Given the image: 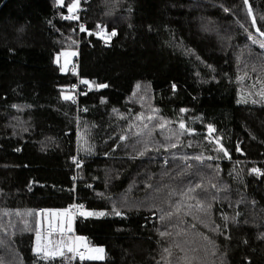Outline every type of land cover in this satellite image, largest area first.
<instances>
[{"label": "trees", "instance_id": "obj_1", "mask_svg": "<svg viewBox=\"0 0 264 264\" xmlns=\"http://www.w3.org/2000/svg\"><path fill=\"white\" fill-rule=\"evenodd\" d=\"M70 1L0 0V264H264V0Z\"/></svg>", "mask_w": 264, "mask_h": 264}, {"label": "rangeland", "instance_id": "obj_2", "mask_svg": "<svg viewBox=\"0 0 264 264\" xmlns=\"http://www.w3.org/2000/svg\"><path fill=\"white\" fill-rule=\"evenodd\" d=\"M58 4H62L64 0H55ZM77 3V0H71L67 4V15L69 17H78L79 3L74 11H69V6ZM76 56L75 50H64L61 51L55 57L56 63H59L61 69L65 71L67 66L72 61L73 57ZM39 224L51 227L50 231L45 230L44 232H38L36 234V242L41 249H45L46 252H50L52 250L60 251L69 246L72 248V253L77 254L79 259H81V254H83V259L85 260H100L93 259L91 257L96 255H102L104 258V247L101 245H91L89 244L84 237L79 235H75L73 232V217L66 210H51L45 212L41 218H39ZM56 228V230H55ZM45 241V243H43ZM94 248H102L103 253L97 254L94 252H90L89 249ZM71 253V254H72ZM47 254V253H45ZM102 258V259H103Z\"/></svg>", "mask_w": 264, "mask_h": 264}, {"label": "snow or ice", "instance_id": "obj_3", "mask_svg": "<svg viewBox=\"0 0 264 264\" xmlns=\"http://www.w3.org/2000/svg\"><path fill=\"white\" fill-rule=\"evenodd\" d=\"M78 5V0H77V3H74L73 5H70L69 6V11H74L75 8L77 7ZM70 19H75L76 17H69ZM112 35H115V32L112 33ZM261 35H264V33H261ZM261 47H264V45H261ZM83 83H87V81H83ZM105 85H101V87H104ZM71 97H66V99H70ZM181 127H183V125H181ZM255 171V170H254ZM88 215H93L94 213H87ZM99 215H103V213H100ZM41 249L38 247L37 248V252H40ZM69 251H73L72 248H69ZM90 252H94V253H97V254H100V253H103V249L102 248H94V249H89ZM54 254H59V255H63V253H54ZM83 254H81V259H83ZM93 259H102V255H96V256H93L91 257Z\"/></svg>", "mask_w": 264, "mask_h": 264}, {"label": "built area", "instance_id": "obj_4", "mask_svg": "<svg viewBox=\"0 0 264 264\" xmlns=\"http://www.w3.org/2000/svg\"><path fill=\"white\" fill-rule=\"evenodd\" d=\"M78 13H79V10H78ZM79 16V15H78ZM77 19H79V17H77ZM76 61L73 63V66H76ZM76 72H78V70L76 69ZM39 213L41 212L40 209L37 210ZM78 212V211H77ZM47 230H49V228H47Z\"/></svg>", "mask_w": 264, "mask_h": 264}]
</instances>
